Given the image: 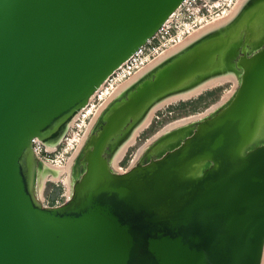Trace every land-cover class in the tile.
<instances>
[{"label": "water", "instance_id": "95a60500", "mask_svg": "<svg viewBox=\"0 0 264 264\" xmlns=\"http://www.w3.org/2000/svg\"><path fill=\"white\" fill-rule=\"evenodd\" d=\"M181 0H0V264H260L264 252V0L175 44L122 83L42 203L74 111ZM232 91L113 157L153 105L223 72Z\"/></svg>", "mask_w": 264, "mask_h": 264}, {"label": "rangeland", "instance_id": "374dc122", "mask_svg": "<svg viewBox=\"0 0 264 264\" xmlns=\"http://www.w3.org/2000/svg\"><path fill=\"white\" fill-rule=\"evenodd\" d=\"M202 1L203 0H196V2L198 3L199 2L201 3ZM207 2H210V0H207ZM238 2L239 0H234L233 3H231L232 5L230 4L229 7L224 9V11H221L220 5H216V6L212 5L210 9H208V11L206 12L205 17L199 20L195 18L196 16L194 15L195 11H194V8H192V11L190 12V16L188 17V22L190 23V26H188V29H185L182 35H180L178 39L175 38L174 40H172L171 43L168 44L167 47L163 49L153 59H155L160 54H162L163 52H165L166 50H168L175 44L179 43L183 39L187 38L191 34L197 32L198 30L206 27L209 24H212L226 17L228 14L231 13L232 9L235 8ZM153 59L149 60L142 67L147 65ZM142 67L138 68L130 76H128L127 78L122 80L120 83H118L115 86L116 88L114 87L113 90L117 89L122 83H124L128 78H130L134 73H136ZM235 85H236V82L233 79H228L223 82L214 84L212 86L204 87L199 92L191 94L188 97L177 98L170 102H165L161 104L159 107L155 108V110L152 111L150 120L147 123V125L141 128L138 132H136L133 138V142L127 145L126 149L122 153V156H120L116 160V162L113 163V166L115 168L123 169L124 167H126L128 164H130L133 161V159L136 156V153H138L137 150L141 148V146L146 141H148L150 138H152L154 135H156L161 130L165 129L166 124H168L169 122L179 120L181 118L198 115V114H201L207 111L208 108H210L211 106H215L216 104L219 103V101L221 102L232 91ZM202 93H203L202 97L200 99L195 100L197 96ZM109 94L105 96L104 99L102 98L103 100L100 101L101 103L99 102L100 104L98 103L99 107H97L96 110L93 112V114L90 116L89 121L86 123L85 128L83 127L85 130L79 142L75 144L74 147L70 151L69 150L62 151L60 148L56 149L51 154L53 157V162L44 161L46 168H44V175L38 186V196L42 198L44 201L46 202L52 201L51 203H58L64 197V194L60 193L61 191H64L65 193L68 192L69 194L70 165H71L72 159L80 143L82 142L88 128L90 127L95 115L97 114L98 110L101 108L104 102L110 97ZM193 101H194L195 107L192 108L191 106L193 104ZM74 114L72 115L69 123L72 121ZM67 154H68V158L66 159L65 156ZM52 164L55 166V168L51 167ZM62 165H66L67 167L64 170H60V169L58 170L57 166H62ZM49 167H51L52 169ZM47 177H50V178H47ZM58 177H60L63 181L59 179ZM65 183L68 187L67 191L64 188ZM261 260H262L261 264H264V252H263V257Z\"/></svg>", "mask_w": 264, "mask_h": 264}, {"label": "built area", "instance_id": "2783aa9c", "mask_svg": "<svg viewBox=\"0 0 264 264\" xmlns=\"http://www.w3.org/2000/svg\"><path fill=\"white\" fill-rule=\"evenodd\" d=\"M233 1L234 0H210V2H207V0H203L201 3H198L196 0H181L180 3L169 12L154 33L121 60V62L95 87L88 96L87 101L74 111L75 114L73 113L74 116L72 121L67 125L59 140L52 146H47L41 138L34 136L32 138L33 151L44 161L49 162H53L51 154L56 149L60 148L62 151H70L83 136L86 123L89 121L90 116L96 108L99 107L100 101H102L118 83L147 63L149 59L166 48L172 40L175 38L178 39L185 29H188V26H190L188 17L190 16L192 8H194L195 11V18L199 20L205 17L206 12L212 5H220L221 11H224ZM65 157L67 159L68 154ZM58 178L61 179L60 177ZM64 188L67 191L68 187L66 183L64 184ZM60 193L64 194L62 200L68 196V192L65 193L61 191ZM40 199L42 203L52 204V201L46 202L42 198Z\"/></svg>", "mask_w": 264, "mask_h": 264}, {"label": "bare ground", "instance_id": "6f19581e", "mask_svg": "<svg viewBox=\"0 0 264 264\" xmlns=\"http://www.w3.org/2000/svg\"><path fill=\"white\" fill-rule=\"evenodd\" d=\"M233 3V2H232ZM232 5V4H231ZM233 10V9H232ZM227 12V11H226ZM225 16V15H223ZM220 18V17H219ZM216 20V19H215ZM165 49V48H164ZM163 50V49H162ZM161 50V51H162ZM160 51V52H161ZM159 52V53H160ZM159 53H157L155 56H157ZM154 56V57H155ZM154 57H152L151 59H153ZM149 59V60H151ZM142 67V66H141ZM228 79H233L235 82H236V74L233 72V71H227V72H223L221 74H218V75H215L213 77H210L208 79H206L205 81L195 85L194 87L190 88V89H187L185 91H182V92H179V93H176V94H173L171 96H168L166 98H163L159 101H157L153 107L150 109V111L144 116V118L139 122V124L135 127V129L132 131V133L130 134V136L125 140V142L119 147V149L116 151L114 157H113V163L116 162V160L122 156V153L124 152V150L126 149L127 145L132 143L133 142V138H134V135L136 134V132H138L141 128H143L144 126L147 125V123L149 122L150 120V117H151V113L153 110H155V108L159 107L161 104L165 103V102H170L174 99H177V98H185V97H188L189 95L191 94H194L196 92H199L202 88L204 87H207V86H212L214 84H217V83H220V82H223L225 80H228ZM116 88V87H115ZM116 90V89H115ZM115 90H111L110 91V94L109 96L115 91ZM92 93V92H91ZM220 102V101H219ZM213 106H211L209 109H211ZM194 116V115H193ZM185 118H188V117H185ZM185 118H181L179 120H176V121H173V122H169L168 124L165 125V128L170 126L171 124L173 123H176L180 120H183ZM47 146H50V145H47ZM52 146V145H51ZM140 149V148H139ZM139 149L137 151H139ZM137 154V153H136ZM47 162V161H46ZM49 163V162H48ZM52 168H55V166L52 164L51 166ZM49 167V168H51ZM67 166L66 165H62V166H57L58 170H64ZM45 168V167H44ZM51 168V169H52ZM44 175V174H43ZM43 177V176H42ZM42 179V178H41ZM67 179V178H66ZM65 179V180H66ZM41 182V181H40ZM40 184V183H39ZM262 262V260H261ZM260 262V264H261Z\"/></svg>", "mask_w": 264, "mask_h": 264}, {"label": "trees", "instance_id": "16d2710c", "mask_svg": "<svg viewBox=\"0 0 264 264\" xmlns=\"http://www.w3.org/2000/svg\"><path fill=\"white\" fill-rule=\"evenodd\" d=\"M202 95H203V93L202 94H199L195 100L200 99L202 97ZM191 107L192 108L195 107L194 101H193V104H192Z\"/></svg>", "mask_w": 264, "mask_h": 264}, {"label": "flooded vegetation", "instance_id": "af4514ba", "mask_svg": "<svg viewBox=\"0 0 264 264\" xmlns=\"http://www.w3.org/2000/svg\"><path fill=\"white\" fill-rule=\"evenodd\" d=\"M127 166H128V165H127ZM127 166H126V167H127ZM126 167H124L123 169H125ZM45 168H46V166H45ZM120 168H121V167H120ZM115 169H117V170H122V169H119V168H115Z\"/></svg>", "mask_w": 264, "mask_h": 264}]
</instances>
